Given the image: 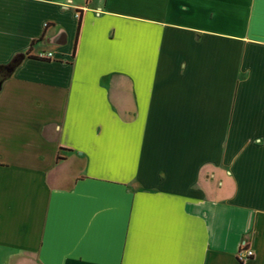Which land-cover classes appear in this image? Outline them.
Listing matches in <instances>:
<instances>
[{"label":"crops","instance_id":"crops-1","mask_svg":"<svg viewBox=\"0 0 264 264\" xmlns=\"http://www.w3.org/2000/svg\"><path fill=\"white\" fill-rule=\"evenodd\" d=\"M18 54L0 264H264V0H0Z\"/></svg>","mask_w":264,"mask_h":264},{"label":"trees","instance_id":"trees-1","mask_svg":"<svg viewBox=\"0 0 264 264\" xmlns=\"http://www.w3.org/2000/svg\"><path fill=\"white\" fill-rule=\"evenodd\" d=\"M20 62L21 55L18 54L15 55L7 65L0 66V88L4 80H6L11 75V73L18 67Z\"/></svg>","mask_w":264,"mask_h":264},{"label":"built area","instance_id":"built-area-1","mask_svg":"<svg viewBox=\"0 0 264 264\" xmlns=\"http://www.w3.org/2000/svg\"><path fill=\"white\" fill-rule=\"evenodd\" d=\"M50 56H51V55L48 54V57H50ZM252 255H253V253H252L251 250H247V251H246V258L251 257Z\"/></svg>","mask_w":264,"mask_h":264}]
</instances>
